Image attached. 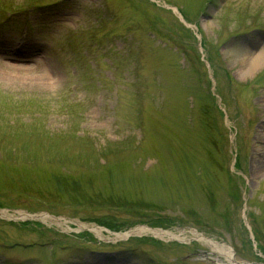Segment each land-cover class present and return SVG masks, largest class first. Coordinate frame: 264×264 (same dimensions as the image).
Segmentation results:
<instances>
[{
	"label": "rangeland",
	"instance_id": "rangeland-1",
	"mask_svg": "<svg viewBox=\"0 0 264 264\" xmlns=\"http://www.w3.org/2000/svg\"><path fill=\"white\" fill-rule=\"evenodd\" d=\"M3 10L0 264H264V0Z\"/></svg>",
	"mask_w": 264,
	"mask_h": 264
},
{
	"label": "bare ground",
	"instance_id": "bare-ground-1",
	"mask_svg": "<svg viewBox=\"0 0 264 264\" xmlns=\"http://www.w3.org/2000/svg\"><path fill=\"white\" fill-rule=\"evenodd\" d=\"M149 232L154 238L155 237H164V236L171 237L172 236L169 233H166V232H163V231H159V230H154V231H149ZM221 252H223L225 254V256L228 258V261L230 262V264H238V262L236 263V262L233 261V259L229 255V253H227L225 250H222ZM240 264H243V263H240Z\"/></svg>",
	"mask_w": 264,
	"mask_h": 264
},
{
	"label": "trees",
	"instance_id": "trees-1",
	"mask_svg": "<svg viewBox=\"0 0 264 264\" xmlns=\"http://www.w3.org/2000/svg\"><path fill=\"white\" fill-rule=\"evenodd\" d=\"M37 3H38V1H37ZM37 3H31L30 4V6H34V5H36ZM5 10H3V11H0V16L2 15L3 16V12H4ZM6 14V13H5ZM2 18V17H1ZM101 225H103V226H105V227H107V228H109V229H118L117 227H114L112 224H110V223H105V222H102V224Z\"/></svg>",
	"mask_w": 264,
	"mask_h": 264
}]
</instances>
